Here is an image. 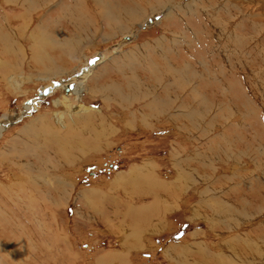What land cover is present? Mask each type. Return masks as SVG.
Masks as SVG:
<instances>
[{"label": "rangeland", "instance_id": "obj_1", "mask_svg": "<svg viewBox=\"0 0 264 264\" xmlns=\"http://www.w3.org/2000/svg\"><path fill=\"white\" fill-rule=\"evenodd\" d=\"M44 1L0 0V264H264V0Z\"/></svg>", "mask_w": 264, "mask_h": 264}, {"label": "bare ground", "instance_id": "obj_2", "mask_svg": "<svg viewBox=\"0 0 264 264\" xmlns=\"http://www.w3.org/2000/svg\"><path fill=\"white\" fill-rule=\"evenodd\" d=\"M49 2H51V0H45L43 3H41L42 4V6H43V4H47V3H49ZM40 4V5H41ZM156 16H153V17H151V18H155ZM150 19V18H149ZM9 20V19H8ZM6 22V21H5ZM8 23H9V21H8ZM1 29V28H0ZM74 42V41H73ZM41 43L42 42H40L39 41V43H38V45H41ZM75 46H77V45H75ZM147 47V46H146ZM70 48L71 49H73V50H71L70 52V56H72V54H74V52L76 53V50L74 51V46H70ZM7 50H8V48H7ZM100 54V53H99ZM95 56H97V55H94V56H92V57H87L86 59H85V63H84V67H82V68H79L78 70H76L74 73V76H72V74L70 75V76H72L71 77V79H70V81L68 82V81H66V80H56L55 79V77H48V81H49V85H47L46 87H51V91L49 92V93H47V94H45L44 93V88H46V87H43L42 88V90L40 91V93L38 94V97L37 98H34L33 100H30L31 102L29 103V105L27 106L28 107V109H33V110H35V109H37V107L40 105V103H41V101L44 99V96H47V95H49V94H51L52 93V95L53 94H55L58 90H63V93L65 92V91H67V87H68V85L70 84V83H73V85H74V87H73V89H69L68 90V92H65L64 94H65V97H66V101L67 102H69V106H70V108H71V113H73V112H81V111H87L88 110V107L87 106H85L84 104H82L81 103V100L80 101H78L77 103H79L78 105H75V106H73L72 105V102H71V100H70V98H69V96L68 95H74L75 96V98L77 99V100H79L80 98H81V95L86 91V79H87V77H89L91 74V72L92 71H94V68H95V66H97L100 62L98 61V57H95ZM94 57V58H93ZM100 57H102V59L104 58V55L103 54H100ZM92 58V59H91ZM143 58V57H142ZM94 59V60H93ZM101 59V58H100ZM101 59V60H102ZM48 60H50L49 58H48ZM54 68H52V69H54V70H57V71H59L58 69H56V67H58V66H53ZM84 68H85V70H84ZM53 70V71H54ZM81 71H83V72H85L86 73V75H81L82 73H81ZM55 72V71H54ZM93 73V72H92ZM175 73V72H174ZM179 73H180V75H183V72L182 71H179ZM57 74H58V72H57ZM90 74V75H89ZM164 75V74H163ZM174 78H177L178 76H177V73H175V75L173 76ZM19 82V81H18ZM17 82V83H18ZM184 85L185 86H188L189 84L188 83H185L184 82ZM19 86V85H18ZM98 92V91H97ZM193 92H196V91H193ZM192 92V93H193ZM197 93V92H196ZM99 94V93H98ZM103 96V95H102ZM104 98V97H103ZM105 99V98H104ZM104 99H103V101H104ZM81 103V104H80ZM83 109V110H82ZM14 118V117H13ZM3 124H5V126L3 125H1L0 124V128L2 129L3 127H4V129H5V127H6V125L7 124H9V122H4ZM2 126V127H1ZM66 127H69L68 125L66 126ZM65 127V128H66ZM74 132V131H73ZM99 133V132H98ZM68 134V133H67ZM71 136V135H70ZM69 137V136H68ZM74 137V138H73ZM72 138L73 139H75V138H77V139H79L78 138V134H73L72 135ZM83 138V137H82ZM85 138V137H84ZM86 139V138H85ZM57 140V139H56ZM84 140V139H83ZM87 140V139H86ZM68 141V140H67ZM56 145V144H55ZM66 147V146H65ZM58 148V151L59 150H67L66 148ZM84 145H82V147H80V148H83L84 149ZM70 149V148H69ZM83 152V151H82ZM60 153H63V152H60ZM69 152L68 151H66L65 152V155L66 154H68ZM71 154V153H70ZM60 155V154H59ZM64 155V156H65ZM61 156H62V154H61ZM69 157L70 156H72V155H68ZM46 165V164H45ZM56 165V164H55ZM148 165H150V163L148 164ZM50 166V165H49ZM53 166V165H52ZM46 167V166H45ZM145 167H147V165L145 166ZM49 168V167H48ZM155 168V167H154ZM50 169V168H49ZM56 169V168H55ZM134 175V174H133ZM145 176V178L146 179H148V178H150V177H148L147 175H144ZM45 177V176H44ZM195 177V176H194ZM46 178V177H45ZM130 180V179H129ZM45 181V180H44ZM143 181L144 182H146V183H148V184H150L151 186H150V188H148V189H150V190H152L154 187H156L155 185L157 184V183H154V181H151V182H147L145 179H143ZM120 182V181H119ZM158 182V181H157ZM159 183V182H158ZM157 188V187H156ZM142 191V190H141ZM31 196L33 195V194H30ZM29 195V196H30ZM160 200V202H161V199H159ZM50 201H51V199H50ZM47 203V202H46ZM168 205V204H167ZM171 205V204H170ZM131 206V205H130ZM145 206V205H144ZM142 208H140V211H143L144 212V210H147L148 208H146V206H145V208L143 207V206H141ZM167 206H166V204L164 203V208H166ZM220 207V206H219ZM133 208V207H132ZM99 209H101V208H98V210ZM212 209H214L215 211L218 209V205L217 206H213L212 207ZM135 210V209H134ZM137 210V209H136ZM114 211V210H113ZM147 211H149V210H147ZM214 212V211H213ZM217 212V211H216ZM135 213V212H134ZM139 213V212H138ZM109 219V218H108ZM120 221V220H119ZM242 233V232H241ZM250 240V239H249ZM3 242V241H2ZM29 243L30 242H28V245H29ZM5 244V243H4ZM22 244V243H21ZM31 244V243H30ZM0 245H2V244H0ZM23 245V244H22ZM32 245H30V247H31ZM34 246V245H33ZM2 247V246H1ZM226 247V246H225ZM33 248V247H32ZM245 248H242V250H244ZM227 250H229V252H231L230 253V255H228V257H230V258H227V255L226 256H224V255H222V256H224V259H225V261L227 260V262H228V264H247V263H245V261H244V254L242 253V250L240 249V250H238L237 251V248H236V250H235V248H228ZM236 252V253H234V252ZM225 252V251H224ZM170 253V251H168V254ZM206 253H208V252H206ZM208 255V254H207ZM217 255H219V254H217ZM252 255V254H251ZM220 257H221V255H219ZM111 258H113V257H111ZM180 259H181V257H180ZM200 261H202V263H200ZM101 262V261H100ZM102 264H105V262L103 263L102 262ZM198 264H206V261H203V260H201V259H199L198 260Z\"/></svg>", "mask_w": 264, "mask_h": 264}, {"label": "crops", "instance_id": "obj_3", "mask_svg": "<svg viewBox=\"0 0 264 264\" xmlns=\"http://www.w3.org/2000/svg\"><path fill=\"white\" fill-rule=\"evenodd\" d=\"M38 10H39V9H38ZM38 10H37V11H38ZM37 11H35V12H37ZM35 12H33V13H35ZM33 13H32V16H33ZM32 16H31V15H28L29 18L32 17ZM197 21H199L198 24H197V23H194V22H193V24H194L196 27H198V28H200L199 26L201 25V27H202L204 30H206L207 33H209V34H207V35L211 37V40H209V38H208V40H209L210 42H209L208 40H207V42L210 43V44H212V45L215 44V43H216V40L213 39L214 36H213L212 34H210L211 31H209V30H210L209 26L204 25L203 23H201L200 20H197ZM178 22H179V21H178ZM253 23H254V22L252 21V24H253ZM11 25H12V24H11ZM22 25H23V24H22ZM182 25L185 26V23H184V22H183L182 24L180 23L179 26H182ZM175 28H177V26H175ZM188 34H189V33H188ZM204 34H206V33H204ZM212 36H213V37H212ZM204 37H205V36H204ZM203 40H204V39H203ZM0 41H1V39H0ZM204 41H205V40H204ZM145 42H146V41H145ZM1 45H2V44H1ZM100 66H101V65H100ZM100 66H99V68H101ZM97 97H98L99 99H102V98H100L99 96H97ZM101 102H102V106H103V105H104V104H103V101L101 100ZM105 106H107V105H105ZM113 106H117V105H115V104H111L110 108L113 107ZM107 107H108V106H107ZM117 107H119V106H117ZM108 108H109V107H108ZM84 203H85V206L89 207L88 204H87V202L85 201V199H84ZM89 208H90V207H89ZM92 210H93V209H92ZM99 219H100V218H99ZM96 220H98V218L95 219L94 221H96ZM100 220H101V219H100ZM100 220H99V222H100ZM102 221H103V220H102ZM87 222H93V221H87ZM103 223H104V222H103Z\"/></svg>", "mask_w": 264, "mask_h": 264}, {"label": "water", "instance_id": "obj_4", "mask_svg": "<svg viewBox=\"0 0 264 264\" xmlns=\"http://www.w3.org/2000/svg\"><path fill=\"white\" fill-rule=\"evenodd\" d=\"M93 60H94V59H93ZM73 87H74L73 83H70V84L68 85V87H67V90H69V89H73ZM50 91H51V87H46V88H44V93H45V94L49 93Z\"/></svg>", "mask_w": 264, "mask_h": 264}, {"label": "built area", "instance_id": "obj_5", "mask_svg": "<svg viewBox=\"0 0 264 264\" xmlns=\"http://www.w3.org/2000/svg\"><path fill=\"white\" fill-rule=\"evenodd\" d=\"M107 165L110 166V167H112L111 164H108V162L105 161V162H104V166L106 167Z\"/></svg>", "mask_w": 264, "mask_h": 264}]
</instances>
